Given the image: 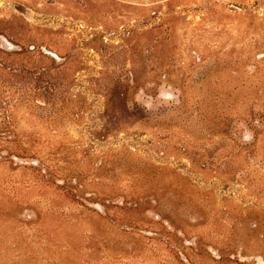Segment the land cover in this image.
<instances>
[{
	"label": "rangeland",
	"instance_id": "obj_1",
	"mask_svg": "<svg viewBox=\"0 0 264 264\" xmlns=\"http://www.w3.org/2000/svg\"><path fill=\"white\" fill-rule=\"evenodd\" d=\"M0 264H264V0H0Z\"/></svg>",
	"mask_w": 264,
	"mask_h": 264
},
{
	"label": "clouds",
	"instance_id": "obj_2",
	"mask_svg": "<svg viewBox=\"0 0 264 264\" xmlns=\"http://www.w3.org/2000/svg\"><path fill=\"white\" fill-rule=\"evenodd\" d=\"M160 99L163 100V101H167V100L171 99V96L169 94H166V93H161L160 94Z\"/></svg>",
	"mask_w": 264,
	"mask_h": 264
}]
</instances>
